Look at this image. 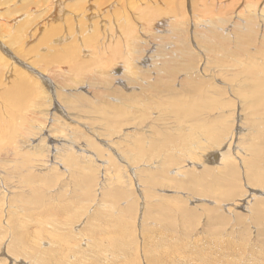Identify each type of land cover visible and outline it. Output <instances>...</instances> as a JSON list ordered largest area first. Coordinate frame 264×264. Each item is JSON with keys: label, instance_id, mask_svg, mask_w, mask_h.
<instances>
[{"label": "rangeland", "instance_id": "374dc122", "mask_svg": "<svg viewBox=\"0 0 264 264\" xmlns=\"http://www.w3.org/2000/svg\"><path fill=\"white\" fill-rule=\"evenodd\" d=\"M94 1L92 8L88 6L87 24H80L87 33L93 20L99 22V32L105 31L100 34L108 37L115 29L112 19L122 16L113 13L123 5L115 0H99V4ZM168 1L166 7L170 5ZM189 1L187 18L174 17L171 28L170 21L164 22V26L157 20L151 26L149 19L136 20L137 29L145 32L139 34L141 42L137 46L138 55L140 49L145 53L144 62L139 61L137 66L139 70L144 68V72L136 82L132 77L136 72L133 63L128 74L119 65H123L120 58L113 64L116 69L99 65L96 68V63H89L92 53L85 56V51L81 50V55L77 50L76 59L88 61L84 70L75 68L74 58L64 59L62 46H82V34L75 21L80 13L74 10L69 17L75 30L66 31L68 25L62 23L61 34L56 37H67L69 44H57L53 39L50 44L42 43L47 14L38 18H43L41 21L34 19V27L28 28L40 29L38 36L34 38L32 31L26 30L25 39L31 44L23 42L24 48L31 47L34 53H18L21 58L17 57V46L7 47V42L0 39V52L9 63H16L17 70H24L32 79L38 71L43 74L42 79H36L41 87L28 84L31 89L25 100L11 101L12 107L0 106V117L6 121L3 134L0 133L2 264L13 261L5 254L36 264H264V1L245 11L243 6L251 0H223L220 5V0H208L215 14L222 10L225 21L215 26L205 25L203 14L197 12L199 7H193ZM31 9L32 13L38 10ZM65 11L66 15L70 13L67 8ZM137 12L132 10L129 14L134 16ZM69 36L75 41L71 42ZM103 39L98 40L99 44L104 43ZM182 39L186 40L183 44ZM163 45L170 46L174 57L176 47L179 50L190 46L194 52L193 56L172 61L169 77L158 72L148 57L158 55ZM49 52H60V62L46 58ZM107 58L105 55L104 59ZM163 58L162 55L156 66L160 70ZM11 71L7 77L14 79ZM198 75H203V79ZM60 123L64 127L61 131ZM195 128L220 134L211 140L204 131L195 136ZM191 131L194 139H189ZM231 135L240 145L227 171L217 165V159ZM194 143L197 152H202L200 164L192 163L187 155ZM223 143V149L219 148ZM213 153H217V159H213L215 155L207 159ZM217 169L222 171L212 172ZM177 170L183 173L176 175ZM36 243L42 245L41 249ZM38 250L42 253L38 254Z\"/></svg>", "mask_w": 264, "mask_h": 264}, {"label": "bare ground", "instance_id": "6f19581e", "mask_svg": "<svg viewBox=\"0 0 264 264\" xmlns=\"http://www.w3.org/2000/svg\"><path fill=\"white\" fill-rule=\"evenodd\" d=\"M92 1H94V0H0V39L1 40H4L5 42H7V47L9 46V45H13L14 47H16L17 46V50H16V53H17V57H20V56H18V53L19 54H26V53H34L33 52V49H25L24 47V44H23V42H25L26 40H29V39H25V33H26V30L29 28L30 29V25L31 26H33L32 24H33V22H36V21H38L39 19L38 18H41V17H44L46 14H47V16L49 15V18H47V19H49L47 22H44V23H46V24H44L43 26H44V30H45V28L47 27V29L45 30V33L43 34V38H42V43H51V41H52V39L53 40H55V43H57V44H60V43H62V44H69V42L67 43V37L64 39V37H63V40H60V37H58V38H56L59 34H61L60 33V29L62 28V26H63V24L64 25H68L67 26V29H66V31H69L70 29H74L75 28V26H74V23H73V21H72V19L69 17V16H72L74 13H72V11L71 10H74V12H78V13H80V16L78 17V18H76L75 17V21H77L76 22V24H78V26L80 27V31H79V29H78V31L82 34V36H80L81 37V43H82V46H81V48L79 47V49H77L78 47L77 46H73L72 44V46H68V47H66V46H62V48H64V52H65V56H64V59H72V58H74V59H72L73 61H74V63H75V65H76V67H75V65L73 64V66L75 67V68H77L78 70H84V64L86 63V65H87V62L88 61H85V60H80V58H78V59H76V53H78V51H80L78 54H81L82 55V51H85V53H86V55L85 56H87L88 54L90 55V53H92L90 56H89V63H96V65H94L95 67L97 66V65H99V67H103L104 69L105 68H112V67H114V62H115V64H117V61L118 60H120L121 59V61H120V63L123 61V65L122 64H119L121 67H124V70H126V72L129 74V72H130V69H131V65H132V63H133V65H134V69H136V72H134V74L132 75V77L134 78V81L133 82H136L135 80L137 79H139V77H138V75H141V77H142V74H141V72H144L143 70H144V68H143V70H142V68H141V70H139L138 68H137V66L139 65V61L141 62V63H143L144 62V57H143V51L140 49V52H141V55H138V49H137V46H138V43H139V41L141 42V40H139V34H142V32H141V29L139 30V29H137V26H136V20L140 17V18H146V19H149V20H151V22L149 23V25H151L152 23H154V22H157V20H158V22H161L164 26H165V24H164V22H167V21H170L171 23L168 25L170 28L172 27V25H173V22H175L176 21V19H178L179 17L180 18H183V17H186L187 18V13H189V12H187L186 10V3L188 2V0H165V1H162V0H115L116 2H119V3H122L121 5H123V7L122 6H120L119 8V10L117 11H112V12H114L113 14H117L118 16H119V14L120 15H122V16H119V20L117 19V20H115L114 18L112 19L113 21H114V25H115V29L114 28H112V33L111 32H109V35H108V37H105L104 35H106V34H104L103 36L100 34V32H105V31H100L99 32V25H100V23L99 22H96L95 23V21L93 20V23H91V24H89V25H91L90 27V29H89V31H87V33H86V30H84L83 31V29H86V28H84V26H83V24H80V23H84V24H87V22H85V20H87L88 18V6L90 7V6H92L93 5V2ZM105 2H110V1H113V0H104ZM148 1V2H147ZM168 1V3L170 4L169 5V7L167 6L166 7V2ZM221 1H223V0H220V2H219V5H220V3H221ZM255 0H251L250 2H248V3H246L245 4V6H243V9L245 10V11H247V9H253V8H256V7H259V5H260V2L262 1V0H258V2L257 3H253ZM264 1V0H263ZM145 2V3H144ZM190 3L192 2V5H193V7H194V5L196 6H198L199 7V10L197 9V12H199V14H203V17L205 18V20H203L202 22L205 24V25H212V26H215V25H221V24H224L225 23V21L223 20V18H222V16H223V14H222V10L220 11V10H218V11H220L218 14H215V11L216 10H214L213 11V6L211 5L210 6V4L208 3V0H190L189 1ZM210 2H212L211 0H210ZM218 2V1H217ZM232 2V1H231ZM236 2V1H235ZM94 3H98L99 4V0H96V1H94ZM115 3V2H114ZM214 3V2H213ZM97 4V5H98ZM163 4V5H162ZM263 4H264V2H263ZM263 4H261V5H263ZM110 5H112V4H110ZM115 5V4H114ZM125 5V6H124ZM161 5H162V7H161ZM213 5H215V4H213ZM99 6V5H98ZM104 6V5H103ZM165 6V7H164ZM231 6V5H230ZM37 8L38 10H40V11H35L34 13H32L33 12V9H31V8ZM220 7V6H219ZM65 8H67V9H69V11H70V13L68 14V15H66V13H67V11H65L64 12V10H65ZM90 8H92V7H90ZM189 8H192V7H190L189 6ZM230 8V7H229ZM113 9V8H112ZM118 9V8H117ZM193 9V8H192ZM132 10H136V11H138L137 12V14L136 15H134V16H132V14H129L130 12H132ZM261 10H263V11H261V13L264 15V6H263V8H261ZM91 11V10H90ZM95 11V10H94ZM109 11H111V9H109ZM239 11H240V9H239ZM253 11H256V10H253ZM39 12V14L37 15L36 13H38ZM102 12H103V10H102ZM104 12H105V10H104ZM225 12V11H224ZM59 13H60V15H59ZM77 13V14H78ZM97 13V12H96ZM98 13H101V12H98ZM191 13V12H190ZM94 14V13H93ZM174 16H173V15ZM196 14V13H195ZM194 14V15H195ZM198 14V15H199ZM213 14H215V15H213ZM130 15H131V17H130ZM193 15V16H194ZM254 15V14H253ZM94 16V15H93ZM97 16V15H96ZM102 16H104V15H102ZM109 16H110V14H109ZM176 19H175V18ZM179 18V19H180ZM199 18V17H198ZM224 18H225V16H224ZM254 18H256L255 16H254ZM36 19H38V20H35ZM43 19V18H42ZM42 19H40L39 21H41ZM106 19V18H105ZM132 19H134V20H132ZM160 19H162V20H160ZM101 20V19H100ZM140 19H138V21H139ZM144 20V19H143ZM184 20V19H183ZM200 21L202 20L201 19V17H200V19H199ZM216 20V21H215ZM5 21V22H4ZM99 21V20H98ZM257 21V20H256ZM43 22V21H42ZM41 22V23H42ZM104 22V21H103ZM145 22H147V21H145ZM195 22V21H194ZM198 22V21H197ZM254 22V21H253ZM53 23V24H52ZM63 23V24H62ZM178 23V22H177ZM183 23H184V21H183ZM193 23V22H192ZM140 24H142V22L140 23ZM147 24V23H146ZM185 26H186V21H185ZM188 24V23H187ZM247 24V23H246ZM38 25H40V26H42L41 24H39L38 23ZM88 25V26H89ZM109 25H111V23L109 24ZM137 25H139V24H137ZM154 25V24H153ZM156 25V24H155ZM36 26V25H35ZM71 26H74V28H71ZM88 26H86V27H88ZM143 26H145V25H143ZM143 26H142V29H143ZM152 26V25H151ZM34 27V26H33ZM32 27V28H33ZM139 27V26H138ZM181 27V26H180ZM188 27H189V25H188ZM196 27V26H195ZM199 27V26H198ZM31 28V29H32ZM38 28V27H37ZM151 28V27H150ZM177 28V27H176ZM183 28V27H182ZM184 28H186V27H184ZM197 28V27H196ZM195 28V29H196ZM214 28V27H213ZM246 28V27H245ZM28 29V30H29ZM63 29H64V27H63ZM101 29H103V27H101ZM167 29V28H166ZM165 29V30H166ZM40 29H38L37 31H39ZM43 30V29H42ZM75 30V29H74ZM88 30V29H87ZM105 30V29H104ZM159 30V29H158ZM169 30V29H168ZM180 30H181V28H180ZM238 30V29H237ZM259 30V29H258ZM30 31H32V30H29V31H27V33H29ZM34 31L36 32V34H34ZM34 31H32V34H33V36L32 37H36V36H38L37 35V31H36V29L34 30ZM81 31H83V32H81ZM193 31H196V30H193ZM44 32V31H43ZM71 32V31H70ZM72 32H74V31H72ZM71 32V33H72ZM196 32H198V31H196ZM211 32V31H210ZM40 33V32H39ZM143 33H145V32H143ZM146 33H149V32H147L146 31ZM152 33H154V32H152ZM216 33H218V32H216ZM31 34V35H32ZM73 34V33H72ZM175 34V33H174ZM193 34V33H192ZM34 35H36V36H34ZM66 35V34H65ZM64 35V36H65ZM170 35V34H169ZM238 35V34H237ZM42 36V35H41ZM73 36V35H72ZM71 36V37H72ZM101 36H102V38H101ZM141 36V35H140ZM151 36V35H150ZM172 36V35H171ZM258 36V35H257ZM5 37H9V39H6L5 40ZM29 37H30V35H29ZM28 37V38H29ZM70 37V36H69ZM70 37V38H71ZM77 37V36H76ZM147 37H148V35H147ZM176 37V36H175ZM194 37V36H193ZM218 37V36H217ZM27 38V37H26ZM37 38H41V37H37ZM101 38V39H100ZM103 38H105V41H104V43H103V41H102V44H99V42H98V40L100 41V40H102ZM108 38V39H107ZM167 38V37H166ZM188 38H189V35H188ZM195 38V37H194ZM23 39H25V40H23ZM72 40H71V42L72 41H75L74 40V37L73 38H71ZM77 39V38H76ZM185 39V38H184ZM190 39V38H189ZM218 39V38H217ZM241 39V38H240ZM257 39V38H256ZM38 40H40V39H38ZM104 40V39H103ZM151 40V39H150ZM149 39L147 40V41H150ZM157 41H161V40H159V39H156ZM155 40V41H156ZM263 40V39H262ZM144 41V40H143ZM186 40H180V42H182V44L185 42ZM199 41V40H198ZM26 42H28V41H26ZM39 41H37V43H38ZM78 42V41H77ZM232 42H234V41H232ZM263 42V41H262ZM28 43H30V42H28ZM36 43V44H37ZM150 43H152V42H150ZM31 44V43H30ZM55 45L56 47L58 46V45ZM196 44V43H195ZM198 44H200V43H198ZM234 44V43H233ZM38 45V44H37ZM40 45H46V44H41V42H40ZM102 45V46H101ZM143 45H145V44H143ZM237 45V44H236ZM4 46V45H3ZM10 46V47H11ZM33 46V45H32ZM48 46V45H47ZM46 46V47H47ZM163 46H165V45H163ZM176 46H179V45H176ZM175 46V47H176ZM198 45H196L195 47H197ZM206 46V45H205ZM218 46H220V45H218ZM228 46V45H227ZM226 46V47H227ZM9 47V48H10ZM38 47H40V46H38ZM48 47H50V46H48ZM47 47V48H48ZM52 47H54V45L52 46ZM51 47V48H52ZM72 47V48H71ZM101 47L103 48H105V50L106 51H104V50H102L101 49ZM143 47H146V46H143ZM161 47V46H160ZM170 46H165V47H163L162 48V50L158 53L157 52V54L158 55H155V56H149L148 55V57H149V59H150V61H152V66L153 67H155V69L158 71V72H161L162 74H164V75H166V76H170L169 75V73H172L173 72V70H171V69H169L170 68V66H169V64H171L172 63V61H175V60H177L178 58L179 59H183V58H188L190 55H192L193 56V54H194V52L192 51V49H191V47L190 46H188V47H184L183 49H179V50H176L177 49V47L175 48V51H176V53L177 52H179V55H181L180 57L179 56H177V54L175 53V57H174V51L173 50H169L168 48H169ZM222 47V46H221ZM44 48V47H43ZM58 48V51H59V47H57ZM56 48V49H57ZM85 48L87 49V50H85ZM89 48H91V49H89ZM154 48H156V47H154ZM199 48V47H198ZM254 48V47H253ZM252 48V49H253ZM7 49V48H6ZM35 50L37 49V47H35L34 48ZM56 49H53V50H55V52H57V50ZM203 49H204V47H203ZM34 50V51H35ZM48 50V49H47ZM50 50V49H49ZM78 50V51H77ZM82 50V51H81ZM90 50H94L93 52H91ZM195 50V49H194ZM217 50H219V49H217ZM223 50V49H222ZM253 50H255V49H253ZM11 51V50H10ZM51 51V50H50ZM62 52H63V50H61ZM192 51V52H191ZM199 51V50H198ZM198 51H197V53H198ZM200 51H201V49H200ZM221 51V50H220ZM36 52V51H35ZM43 52V51H42ZM122 52H124L125 54L124 55H126L127 57L126 58H124L123 59V57L122 56H124L123 54H121ZM126 52H128V53H126ZM203 52V51H202ZM227 52V51H226ZM226 52H224L223 54H225ZM36 53H38V52H36ZM47 53V52H46ZM181 53V54H180ZM200 53V52H199ZM204 53V52H203ZM215 53V52H214ZM49 54H50V52H49ZM122 55L121 57H118L119 55ZM145 54V53H144ZM218 54V53H217ZM255 54V53H254ZM261 54V53H260ZM41 55V54H40ZM51 55V56H50ZM50 55H46V58L49 56L51 59H55V61H59L58 59H59V57H60V52H58L57 54H55L54 55V52H53V54H50ZM54 57H53V56ZM107 56L108 55V58L107 59H104V56ZM163 55V60H161L160 61V68H162V70H160L159 68H156V66L158 65V62H159V60L161 59V56ZM197 55V54H196ZM205 56H207L206 54H204ZM247 55V54H246ZM36 56H37V54H36ZM93 56V57H92ZM214 56V55H213ZM16 57V58H17ZM30 57V56H29ZM78 57H80V56H78ZM91 57V58H90ZM147 57V58H148ZM209 57V56H208ZM226 57V56H225ZM255 57V56H254ZM15 58V59H16ZM21 58V57H20ZM32 58V57H31ZM45 57H44V59L45 60H47ZM120 58V59H119ZM193 58V57H192ZM63 59V60H64ZM149 59H147V60H149ZM199 59L201 60V58L199 57ZM198 59V62H204V61H200ZM28 60V59H27ZM188 60H190V58L188 59ZM11 61V60H10ZM15 61H17V60H15ZM38 62H39V60H37ZM54 61V60H53ZM54 61V62H55ZM191 61H193L192 59H191ZM256 61V60H255ZM25 62H26V60H25ZM40 62H41V60H40ZM60 62V61H59ZM253 62H254V60H253ZM10 63H11V65L12 66H10ZM9 63V60H8V58L6 57V55H4V54H2L1 52H0V106H6V107H12V102L11 101H14V103L15 102H17V101H23V100H25L26 99V97L29 95V92H30V89L31 88H29V86H28V84L30 83V84H33V85H35V88L36 87H41L40 86V84H39V82L36 80V79H42V77H43V74L40 72V71H38L37 72V74H34V75H36V78L35 79H32V78H30L29 76H28V74L24 71V70H22L21 68V70H17V65H16V63H14V62H10ZM21 63V62H20ZM31 63H34L33 61L31 62ZM53 63V62H52ZM29 64V63H28ZM37 64H39V63H37ZM36 63H35V66L37 65ZM40 64H43V62H41ZM68 64V63H67ZM67 64H65V65H67ZM241 64H242V62H241ZM32 65V64H31ZM30 65V66H31ZM45 65V64H44ZM199 65V64H198ZM231 65V64H230ZM256 65V64H255ZM45 66H48V65H45ZM68 66H70V65H68ZM89 66V65H88ZM220 66V65H219ZM31 67H33V66H31ZM50 67V66H49ZM55 67H56V65H55ZM93 67V66H92ZM185 67H191L190 65H186ZM217 67V66H216ZM28 68V67H27ZM30 68V67H29ZM40 68H42L41 66H40ZM70 68V67H69ZM89 68V67H88ZM97 68V67H96ZM115 68V67H114ZM117 68V67H116ZM115 68V69H116ZM191 68H193V67H191ZM204 68V70L206 69L205 67H203ZM207 68L209 69V67L207 66ZM212 68H213V66H212ZM261 68V67H260ZM23 69H25V68H23ZM35 69V68H34ZM52 69V68H51ZM54 69H56V68H54ZM54 69H53V71H54ZM71 69V68H70ZM103 69V70H104ZM122 69V68H121ZM166 69V70H165ZM186 69H188V68H186ZM227 69H228V67H227ZM243 69H245V68H243ZM5 70H7V72H5ZM12 70V71H11ZM43 70H44V68H43ZM102 70V71H103ZM149 71L150 70H152L151 68H149L148 69ZM188 70H190V69H188ZM198 71H199V69H197ZM204 70H203V75H205V73H204ZM220 70V69H219ZM229 70V69H228ZM253 70V69H252ZM9 71H11V74H14L15 75V78L13 79V78H11L10 79V77H7V73L9 72ZM52 71V70H51ZM51 71H48V73L49 72H51ZM56 71V70H55ZM54 71V72H55ZM87 71H89V70H87ZM153 71L154 70H152V73H153ZM230 71V70H229ZM57 72V71H56ZM62 72V71H61ZM73 72V71H72ZM147 72V71H146ZM201 72V71H200ZM206 72V71H205ZM223 72V71H222ZM6 73V74H5ZM34 73H35V71H34ZM64 73V72H63ZM63 73H61V74H63ZM76 73V69H75V72H74V74ZM100 73V72H99ZM103 73V72H102ZM101 73V74H102ZM150 73V72H149ZM152 73H150L151 75H152ZM157 73V72H156ZM177 73V72H176ZM228 73V72H227ZM251 73V72H250ZM32 74V73H31ZM30 74V75H31ZM47 74V73H46ZM49 74H51V73H49ZM72 74V73H71ZM76 74H78V73H76ZM76 74H75V76H76ZM127 74V75H128ZM197 74V73H196ZM239 74H240V72H239ZM45 75V74H44ZM53 75V74H52ZM83 75V74H82ZM95 74H94V72H93V75L92 76H94ZM126 75V74H125ZM125 75H123V76H125ZM184 75H186V74H184ZM189 75V74H188ZM201 75V74H200ZM200 75H198L200 78H202V76H200ZM228 75V74H227ZM263 75V74H262ZM9 76V75H8ZM84 76H86V75H84ZM102 76V75H101ZM187 76V75H186ZM191 76V75H190ZM195 76V75H194ZM49 77V76H48ZM63 77V76H62ZM66 77V76H65ZM88 77V76H87ZM126 77V76H125ZM158 77V76H157ZM160 77V76H159ZM163 77H165V76H163ZM197 77V76H196ZM211 77V76H210ZM234 77V76H233ZM50 78H52V77H50ZM64 78V77H63ZM68 78V77H67ZM70 78V77H69ZM80 78V77H79ZM171 78V77H170ZM91 79V78H90ZM118 79V78H117ZM147 79H149V78H147ZM167 79H169V78H167ZM203 79V78H202ZM217 79V78H216ZM232 79V78H231ZM85 80V79H84ZM88 80V79H87ZM102 80V79H101ZM145 80V79H144ZM198 80V79H197ZM42 81H44V79L42 80ZM125 81V80H124ZM145 81H149V80H145ZM67 82V81H66ZM199 82V81H198ZM208 82V81H207ZM210 83V82H209ZM79 84V83H78ZM137 84V83H136ZM192 84V83H191ZM215 84V83H214ZM199 85H201V84H199ZM220 85V84H219ZM149 86V85H148ZM207 86H209V85H207ZM207 86H205V88L207 87ZM241 86V85H240ZM140 87V86H139ZM102 88V87H101ZM142 88V87H141ZM214 88V87H213ZM217 88V87H216ZM215 88V89H216ZM57 89V88H56ZM257 89V88H256ZM260 89V88H259ZM34 90V89H33ZM124 90V89H123ZM222 90V89H221ZM224 90V89H223ZM234 90V89H233ZM45 91V90H44ZM44 91H43V93H44ZM78 91V90H77ZM125 91V90H124ZM182 91V90H181ZM195 91V90H194ZM193 91V92H194ZM235 91V90H234ZM238 91H240V90H238ZM257 91V90H256ZM260 91H261V89H260ZM57 92H58V90H57ZM56 92V93H57ZM230 92V91H229ZM119 93V92H118ZM195 93V92H194ZM38 94V93H37ZM41 94H42V92H41ZM108 94V93H107ZM112 94V93H111ZM110 94V95H111ZM175 94V93H174ZM262 94V93H261ZM58 95V94H57ZM63 95V94H62ZM104 95V94H103ZM119 95V94H118ZM179 95V94H178ZM216 95H217V93H216ZM97 96V95H96ZM130 96H131V94H130ZM153 96V95H152ZM228 96V95H227ZM98 97V96H97ZM36 98V97H35ZM39 98V97H38ZM89 98V97H88ZM110 98V97H109ZM112 98H114V97H112ZM170 99H171V97H169ZM136 99V98H135ZM176 99V98H175ZM189 99V98H188ZM137 100V99H136ZM135 100V101H136ZM172 100L174 101V99L172 98ZM138 101V100H137ZM177 100H175V102H176ZM63 102H65V101H63ZM166 102V101H165ZM179 102V101H178ZM211 102V101H210ZM110 103V102H109ZM141 103V102H140ZM177 103V102H176ZM20 104V103H19ZM92 104H93V102H92ZM99 104V103H98ZM111 104V103H110ZM117 104V103H116ZM183 104V103H182ZM73 105V104H72ZM100 105V104H99ZM106 105V104H105ZM108 105V104H107ZM21 106V105H20ZM20 106H19V108H20ZM25 106V105H24ZM103 106V105H102ZM109 106H111V105H109ZM134 106V105H133ZM133 106H132V108H133ZM112 107V106H111ZM119 107V106H118ZM137 107V106H136ZM241 108V107H240ZM17 111V110H16ZM22 111V110H21ZM30 111V110H29ZM33 111V110H32ZM121 111V110H120ZM77 112V111H76ZM82 112V111H81ZM259 112V111H258ZM10 113V112H9ZM11 113H13L12 112V110H11ZM28 113V112H27ZM119 113V112H118ZM1 114V113H0ZM3 114V113H2ZM1 114V115H2ZM67 114V113H66ZM5 115V114H4ZM15 115H16V113H15ZM23 115V114H22ZM13 116H14V113H13ZM31 116V115H30ZM4 117V116H3ZM43 117V116H42ZM101 117V116H100ZM30 118V117H29ZM81 117H79V119H80ZM15 120V119H14ZM62 121H65V120H62ZM209 121V120H208ZM244 121V120H243ZM6 121H4L1 117H0V133H2L1 131L3 130V128H4V126L6 125V123H5ZM14 122V121H13ZM66 122V121H65ZM152 122V121H151ZM78 123V122H77ZM119 122L117 121V124H118ZM31 124V123H30ZM119 124H122V123H119ZM66 125V124H65ZM68 125V124H67ZM84 125V124H83ZM123 125H125V124H123ZM160 125V124H159ZM76 126V125H75ZM119 126V125H118ZM125 127V126H124ZM145 127V126H144ZM41 128V127H40ZM64 127L62 126V123H60V131L63 129ZM6 129V128H5ZM93 129V128H92ZM148 129H149V127H148ZM246 129V128H245ZM262 129V128H261ZM41 130V129H40ZM59 130V129H58ZM90 130V129H89ZM95 130V129H94ZM145 130V129H144ZM195 130V136H197L198 135V132L199 131H204V132H206L207 134H209V137H210V139L211 140H216L217 139V137H218V135L220 134V133H218L217 131H210V130H208L207 128H203V129H201V128H195L194 129ZM59 131V132H60ZM91 131V130H90ZM93 131V130H92ZM242 131V130H241ZM119 132V131H118ZM148 132V131H147ZM181 132V131H180ZM192 133H193V135H190L191 137L189 138V139H194V131H191ZM238 132V131H237ZM3 134V133H2ZM92 134H93V132H92ZM231 134V133H230ZM235 134V133H234ZM82 134H80V136H81ZM85 135V134H84ZM65 136V135H64ZM193 136V137H192ZM232 136V135H231ZM228 137V142H227V146H225V143H223L222 145H220L221 147H219V148H222L223 149V147L225 146V149H223L220 153H219V156H220V158H218L217 159V156H216V154L217 153H213L212 155L211 154H209L208 156H207V159H209L210 157H212V156H214L213 157V159H217V165H219V167L221 168V169H224V168H226V170L228 171V165H229V163L231 164L232 163V161L233 160H235V153H238V151H236V150H238V148H239V145H238V143L236 144V139H235V137H234V135L232 136V137ZM120 137V136H119ZM157 137V136H156ZM177 137V136H176ZM59 138H61V137H59ZM99 138V137H98ZM125 138V137H124ZM180 138V137H179ZM85 139V138H84ZM115 139V138H114ZM4 140V139H3ZM43 140V139H42ZM104 140V139H103ZM225 140H226V138H225ZM98 141V140H97ZM108 141V140H107ZM140 143V142H139ZM197 143V142H196ZM196 143H194L195 144V146H190V149H192V150H190V151H188L189 153H187V155H188V157H190V159L192 160V161H194V162H192V163H198V164H200V162H202V152L198 149V152H197V148L198 147H196ZM61 144V143H60ZM207 144V143H206ZM244 144V143H243ZM200 145V144H199ZM40 146V145H39ZM246 146V145H245ZM127 147V146H126ZM212 147V146H211ZM216 147V146H215ZM214 147V148H215ZM85 148V147H84ZM84 148H82V149H84ZM124 148V147H123ZM201 148V147H200ZM202 148H204L203 147V145H202ZM213 148V149H214ZM17 149V148H16ZM19 149V148H18ZM47 149V148H46ZM87 149V148H86ZM216 149V148H215ZM45 150V149H44ZM56 150V149H55ZM118 150V149H117ZM195 150H196V153H194L195 152ZM49 151H50V149H49ZM48 151V152H49ZM74 151V150H73ZM212 151V150H211ZM245 151V150H244ZM244 151H242V152H244ZM120 152V151H119ZM214 152H216L215 150H214ZM205 153V152H204ZM206 153H207V150H206ZM239 153H240V151H239ZM83 154V153H82ZM172 154V153H171ZM186 154V153H185ZM195 155L196 157H192V155ZM49 155V154H48ZM138 155H139V153H138ZM173 155V154H172ZM172 155H171V157H172ZM90 156V155H89ZM210 156V157H209ZM187 157V158H188ZM2 158H3V156H2ZM65 158V157H64ZM173 158H174V156H173ZM241 158V157H240ZM202 159V160H201ZM206 159V160H207ZM210 159H212V158H210ZM242 159V158H241ZM121 160V159H120ZM51 161V160H50ZM171 161V160H170ZM239 161V160H238ZM244 162V161H243ZM242 162V163H243ZM219 163V164H218ZM224 163H227V166L226 165H224ZM244 164V163H243ZM1 165V164H0ZM207 165V164H206ZM209 165H213V163H211V164H209ZM214 166V165H213ZM212 166V167H213ZM216 166V165H215ZM231 166V165H230ZM230 166H229V168H230ZM233 166V165H232ZM66 167V166H65ZM209 167V166H208ZM154 168V167H153ZM190 168H193V169H190V170H193L194 171V167H190ZM204 168V167H203ZM203 168H201V169H203ZM216 168V167H215ZM219 168V169H220ZM242 168V167H241ZM207 169V168H206ZM219 169H217V170H213L212 172H215V173H220L222 170H219ZM181 170V169H180ZM176 171V170H175ZM173 173V172H172ZM176 173V175L177 174H181V173H183V171H179V170H177V172H175ZM119 174V173H118ZM189 174V173H188ZM121 176V175H120ZM168 176H170V175H168ZM181 176V175H180ZM242 176V175H241ZM127 177V176H126ZM185 177V176H184ZM149 178V177H148ZM155 178V177H154ZM114 179V178H113ZM152 179V178H151ZM152 181H154V180H152ZM197 181V180H196ZM54 182V181H53ZM107 182V181H106ZM150 183V182H149ZM200 183V182H199ZM197 184V183H196ZM1 186V185H0ZM178 187V186H177ZM180 187V186H179ZM178 187V188H179ZM256 189V188H255ZM9 190V189H8ZM16 190V189H15ZM128 190V189H127ZM180 190V189H179ZM5 191V190H4ZM10 191V190H9ZM159 192V191H158ZM169 192H174V191H169ZM175 192H177V193H180V192H178L177 190H175ZM174 192V193H175ZM264 192V191H263ZM160 193V192H159ZM19 194V193H18ZM180 195V194H179ZM254 195H252V197H253ZM5 198V197H4ZM203 201H205V202H210V201H206V200H204V199H202ZM202 200H200V201H202ZM244 204V203H243ZM3 205V204H2ZM1 205V206H2ZM248 205H250V202H248ZM237 207V206H236ZM248 207V206H247ZM77 209V208H76ZM247 209V208H246ZM25 217V216H24ZM7 223H9V222H7ZM6 223V224H7ZM3 224V223H2ZM5 225V224H4ZM7 225H9V224H7ZM10 226V225H9ZM155 226V225H154ZM3 227H5V226H3ZM33 231V230H32ZM10 234V233H9ZM32 234V233H31ZM148 236V235H147ZM35 237H37V235L35 236ZM32 238H33V236H32ZM42 240V239H41ZM146 240V239H145ZM152 240V239H151ZM153 243H155V242H153ZM223 243V242H222ZM42 245L44 244V245H48V243L47 242H42L41 243ZM42 245H40V243H39V245H38V243H36V246L37 247H40V246H42ZM104 245V244H103ZM145 245V244H144ZM147 245V244H146ZM112 246V245H111ZM114 246V245H113ZM149 246V245H148ZM103 248V247H102ZM154 248V247H153ZM40 249H41V247H40ZM158 249H160V248H158ZM145 251V250H144ZM37 253L38 254H40V253H42V252H40V250H38L37 251ZM144 253V252H143ZM149 254H151V253H149ZM177 254H178V252H177ZM6 256H7V258L9 259V260H13V261H10L9 262V264H36V263H30V262H25V261H23V260H19V259H17V258H12V257H10L9 255H7V254H5ZM62 255H63V253H62ZM110 255V254H109ZM1 256H3V255H1ZM15 256V255H14ZM50 256H52V255H50ZM60 256V255H59ZM111 256V255H110ZM149 257V256H148ZM6 258V257H5ZM109 258V257H108ZM178 258V257H177ZM186 259V258H185ZM1 260L2 259H0V264H2V262H1ZM148 261V260H147ZM187 260H185V262H186ZM191 261V260H190ZM168 262H169V260H168ZM53 264H55V263H53Z\"/></svg>", "mask_w": 264, "mask_h": 264}]
</instances>
